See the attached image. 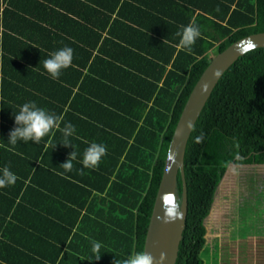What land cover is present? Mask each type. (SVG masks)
Wrapping results in <instances>:
<instances>
[{"label":"trees","instance_id":"1","mask_svg":"<svg viewBox=\"0 0 264 264\" xmlns=\"http://www.w3.org/2000/svg\"><path fill=\"white\" fill-rule=\"evenodd\" d=\"M35 4V38L23 28L20 55L6 57L15 85L0 108V169L7 166L18 179L0 188V264H115L142 252L168 144L208 52L264 31V0ZM22 18L25 26L29 20ZM190 23L201 36L188 51L179 33ZM64 47L74 50L72 65L54 80L43 62ZM74 88L102 115L96 119L102 127L86 120V136ZM26 102L62 116L61 127L73 124V147L62 144L60 131L39 144L11 145L14 114ZM93 142L104 144L107 154L98 168H84V151ZM74 150L73 168L65 171L60 165ZM230 165H264V48L224 72L192 128L184 155L187 215L175 264H206L203 221ZM83 183L88 188H79L80 203L64 199L66 193L77 197L63 188ZM92 191L104 197L88 200ZM93 241L102 245L99 260Z\"/></svg>","mask_w":264,"mask_h":264},{"label":"water","instance_id":"2","mask_svg":"<svg viewBox=\"0 0 264 264\" xmlns=\"http://www.w3.org/2000/svg\"><path fill=\"white\" fill-rule=\"evenodd\" d=\"M248 42L256 45L254 49L264 48V31L243 36L216 53L193 85L179 114L164 158L143 242L142 252L150 253L155 258L154 264L176 262L187 215L184 175L186 145L192 128L218 80L239 57L251 51H243ZM217 70L220 72L219 76L214 75ZM178 176L181 180L180 193L177 190ZM169 196L172 198L171 203L167 201ZM161 253L165 254L163 261L160 260Z\"/></svg>","mask_w":264,"mask_h":264},{"label":"rangeland","instance_id":"3","mask_svg":"<svg viewBox=\"0 0 264 264\" xmlns=\"http://www.w3.org/2000/svg\"><path fill=\"white\" fill-rule=\"evenodd\" d=\"M203 224L206 264H264V165L228 166Z\"/></svg>","mask_w":264,"mask_h":264},{"label":"clouds","instance_id":"4","mask_svg":"<svg viewBox=\"0 0 264 264\" xmlns=\"http://www.w3.org/2000/svg\"><path fill=\"white\" fill-rule=\"evenodd\" d=\"M180 46L181 48L191 51L192 46L196 43V40L200 38L201 31L198 25L190 23L187 26H183ZM256 47L252 42H248L243 51H249ZM74 50L70 47H64L51 54L50 58H47L43 62L44 69L49 73L52 79H59L61 71L67 69L72 65ZM215 76H219L220 72L217 70L214 73ZM14 120L16 127L9 133L8 142L11 145H16L18 141L25 143L32 141L35 144H39L40 141L49 134L55 135V131H60L63 135V145L65 147L73 145L69 141V137L72 136L76 129L73 124L65 123L63 127V117L55 113H50L46 109L40 108L35 102L24 103L19 112L14 114ZM191 127V125H189ZM200 138H197L199 142ZM56 146H54L55 148ZM107 154V148L104 144L91 143L84 151L82 165L84 168L96 169L102 158ZM77 157V153L74 150L68 157L67 161L62 163V167L65 171H71L73 168L72 161ZM18 177L7 166L0 169V188H5L14 185ZM170 197V196H169ZM167 197V201H169ZM93 253L96 254V260L101 258V244L93 241ZM154 257L147 252H139L130 255L127 259L122 261L117 260L115 264H154ZM165 259V254L161 253L160 260Z\"/></svg>","mask_w":264,"mask_h":264},{"label":"crops","instance_id":"5","mask_svg":"<svg viewBox=\"0 0 264 264\" xmlns=\"http://www.w3.org/2000/svg\"><path fill=\"white\" fill-rule=\"evenodd\" d=\"M36 0L33 2H29V0H0V108L2 109V101L6 97V93L10 94L11 90L14 89L15 82L13 81V78L11 77V74L8 73V70L10 68V62L6 60L7 56H15L20 55L21 52V44L20 41L22 39L25 40V38L22 36L23 28L25 31L29 32V35L33 38H35V35L33 32H35V21L33 24V27H31L30 22L32 23V19L37 14L36 12ZM30 3V4H29ZM28 18L29 22H25V26H23L22 18ZM32 28V29H31ZM33 31V32H32ZM28 39L27 41H29ZM21 58L20 56L12 61V62H20ZM11 62V63H12ZM9 66V67H8ZM8 67V69H7ZM11 80V82L9 81ZM15 80V79H14ZM9 81V82H7ZM74 92L79 94L78 98L80 99L77 103L78 107V114H80V117H82L83 121H80V125H82L83 130H85L84 135L87 133V124L86 120H88L91 124L96 125L98 127H102V124L96 123V119H100L101 121V113L100 108L97 107V104H89V101L87 102V96L88 94L82 92L80 93L77 88H74ZM74 99V98H73ZM91 100V99H90ZM94 100H97L96 98ZM111 101H118L117 97L116 99H111ZM0 109V111H1ZM95 120V121H94ZM88 129H94L92 126H88ZM96 130V129H94ZM85 139V137H84ZM86 140V139H85ZM96 177L95 175H92ZM85 181H88V177H81ZM74 180V179H73ZM92 183H95L93 180L89 179ZM75 182L78 181V179L74 180ZM83 187H77L74 186H66V188H63V191H69L73 196L75 197H68L69 193H66L64 196V199L71 198L72 200H78V202H81L79 188L86 189L88 188L85 183H83ZM94 194H97L96 196ZM95 196L98 198L97 202H99L100 198L104 197V194H100L98 191H92V195L88 198V200L91 199V197ZM79 198V199H78ZM86 208H83L81 210L82 213H84ZM74 231V229H73Z\"/></svg>","mask_w":264,"mask_h":264},{"label":"snow or ice","instance_id":"6","mask_svg":"<svg viewBox=\"0 0 264 264\" xmlns=\"http://www.w3.org/2000/svg\"><path fill=\"white\" fill-rule=\"evenodd\" d=\"M168 199H169V202L171 203V200H172V198H171V197H169Z\"/></svg>","mask_w":264,"mask_h":264}]
</instances>
